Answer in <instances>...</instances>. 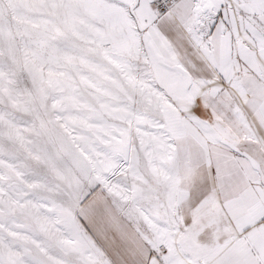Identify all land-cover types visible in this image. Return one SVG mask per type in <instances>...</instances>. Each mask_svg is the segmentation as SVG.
I'll list each match as a JSON object with an SVG mask.
<instances>
[{
  "label": "snow or ice",
  "instance_id": "obj_1",
  "mask_svg": "<svg viewBox=\"0 0 264 264\" xmlns=\"http://www.w3.org/2000/svg\"><path fill=\"white\" fill-rule=\"evenodd\" d=\"M0 264H264V0H0Z\"/></svg>",
  "mask_w": 264,
  "mask_h": 264
}]
</instances>
